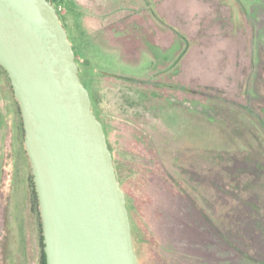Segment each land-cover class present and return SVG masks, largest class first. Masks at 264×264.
<instances>
[{
  "label": "rangeland",
  "instance_id": "1",
  "mask_svg": "<svg viewBox=\"0 0 264 264\" xmlns=\"http://www.w3.org/2000/svg\"><path fill=\"white\" fill-rule=\"evenodd\" d=\"M53 6L112 157L129 171L124 189L149 238L138 264L159 260L149 251L176 264H264V131L242 108L262 117L264 0ZM204 104L216 107L215 120ZM21 123L0 75V176L15 146L24 152Z\"/></svg>",
  "mask_w": 264,
  "mask_h": 264
},
{
  "label": "water",
  "instance_id": "2",
  "mask_svg": "<svg viewBox=\"0 0 264 264\" xmlns=\"http://www.w3.org/2000/svg\"><path fill=\"white\" fill-rule=\"evenodd\" d=\"M0 66L20 111L46 264H138L102 124L49 0H0Z\"/></svg>",
  "mask_w": 264,
  "mask_h": 264
},
{
  "label": "flooded vegetation",
  "instance_id": "3",
  "mask_svg": "<svg viewBox=\"0 0 264 264\" xmlns=\"http://www.w3.org/2000/svg\"><path fill=\"white\" fill-rule=\"evenodd\" d=\"M100 123L111 152L107 141L106 122L100 119ZM13 131L17 144L19 131L15 128ZM12 156L10 174L0 176V264H43V231L28 156L25 149L20 154L16 146ZM113 165L127 211L130 212L131 204L124 189L129 177L128 168L114 159ZM21 182L24 183V188Z\"/></svg>",
  "mask_w": 264,
  "mask_h": 264
},
{
  "label": "trees",
  "instance_id": "4",
  "mask_svg": "<svg viewBox=\"0 0 264 264\" xmlns=\"http://www.w3.org/2000/svg\"><path fill=\"white\" fill-rule=\"evenodd\" d=\"M49 1L51 3H53V5H54L55 0H49ZM60 18L61 17L59 16V19ZM61 20H62V18H61ZM62 23H63L64 28H66L68 30V28L65 26L63 20H62ZM68 32H69V30H68ZM72 48H73V46H72ZM73 50H74V48H73ZM0 75L3 76V78L5 79V83L7 85L8 91L13 96V91H12V87L10 85V81L8 79V76L6 74V71L1 66H0ZM93 99H94L95 104H99V102H100V96H99V94L97 92H93ZM208 99L209 100H213L214 102H218V101L219 102H222L221 99L220 98L218 99L217 97H212V98L209 97ZM13 100H14V103H15V106H16V109H17V113L19 114V117L21 118L20 111H19V107H18V104H17L16 100L14 99V97H13ZM242 108L245 109V111H247L248 114L253 117V119H255V121L257 122V124L259 125V127L264 131V129H263V127H264V107L260 108V112H261L262 117H259L258 114H255L251 109H249L248 106H242ZM189 109L190 110H193L195 112H198V110H200V109H197L196 106H192ZM201 110L203 111L202 113L208 119H210L212 121L215 120V114L218 111L215 106L209 107V105L204 104L202 106ZM94 115L100 121L99 115L96 112L94 113ZM21 129H22V123H21ZM128 215H129V220H130V225H131V234H132V239H133V245L137 249L135 251V254H136V256H137V254L139 256L140 255L142 256V255L146 254V251H147V248H148V244H149V238L141 230V228H139V227L136 226V224H135L136 223V220H135V216L133 215V213L130 211V212H128ZM148 253L151 256L153 255V256L159 258L158 261H155V264H176L175 261H172V260L170 262L165 261V259L163 257H161L160 255H158L156 253V251H154V252L149 251ZM42 256H43V264H46V262H45V254L43 253ZM155 257L154 258H151V259H156Z\"/></svg>",
  "mask_w": 264,
  "mask_h": 264
},
{
  "label": "crops",
  "instance_id": "5",
  "mask_svg": "<svg viewBox=\"0 0 264 264\" xmlns=\"http://www.w3.org/2000/svg\"><path fill=\"white\" fill-rule=\"evenodd\" d=\"M70 12L72 13V15H73V19H74V16L75 15H78V21H75L74 20V28H73V30H75V32H76V29L78 30V28H80V27H77V26H81V21H80V12H79V9L77 8V5H76V3H75V5L73 4V5H70ZM78 23V24H77ZM83 25V24H82ZM83 26H85V23H84V25ZM70 33V32H69Z\"/></svg>",
  "mask_w": 264,
  "mask_h": 264
}]
</instances>
